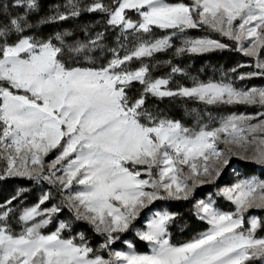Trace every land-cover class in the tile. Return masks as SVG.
Returning a JSON list of instances; mask_svg holds the SVG:
<instances>
[{
	"label": "snow or ice",
	"instance_id": "6c2138e0",
	"mask_svg": "<svg viewBox=\"0 0 264 264\" xmlns=\"http://www.w3.org/2000/svg\"><path fill=\"white\" fill-rule=\"evenodd\" d=\"M66 7L68 12L50 19L65 20L79 16L81 11H99L108 16V25L118 28L124 39L128 32L150 33L152 26L184 32L201 25L237 42L255 38L247 47L238 43V51L256 58V71L242 74L240 79L264 76V60L259 58L264 49V0H192L191 4L114 0L113 6L102 0L87 6L68 0ZM36 8V0H8L0 6V160L7 163L0 176L51 181L55 172L44 173L39 153H47L67 137L50 171L71 157L61 164L65 176L55 179L62 191L74 180L83 186L67 196V206L77 219L105 235L101 250L108 249L109 258L104 259L83 243V235L81 244L62 238V231L69 227L64 222L54 232L42 234L40 229L50 223V213H57L59 208L41 212L37 205L19 217L24 222L19 234L7 223L0 224V264H245L253 257H264V238L254 235L260 222L251 218L247 229L243 223L244 212L264 209V181L257 179H241L222 190L235 205V213L217 210L212 201H199L198 218L211 227L190 242L173 245L168 239V225L175 214L157 211L145 230L136 232L149 245L150 254L137 253L131 243L127 252L110 250L118 239L113 234L127 231L142 210L164 198L162 192L187 200L198 184L206 182L203 177L218 178L233 156L264 165V88L238 89L231 83L209 82L173 91L164 87L167 79L148 75L147 64L136 70L127 68L133 58H150L172 48L171 36L138 37L140 42L130 53L121 58L114 51L113 59L100 68L69 67L61 57L89 58L103 33L84 43H69L66 37L71 33L60 32L47 40L36 39L27 34L33 27L29 14ZM16 9L23 11L13 14ZM126 10L134 11L139 20L128 19ZM225 47L210 39L186 40L176 54ZM178 71L172 68L173 73ZM133 82L142 88L138 98L128 95ZM149 94L196 97L208 104H243L260 111L253 116L232 115L218 128L202 127L192 132L179 121L157 118L144 110ZM199 160L203 161L200 166ZM29 163L41 164V168H29ZM48 198L45 194L40 204ZM9 212H0V220H6ZM37 216L44 218L28 223Z\"/></svg>",
	"mask_w": 264,
	"mask_h": 264
},
{
	"label": "rangeland",
	"instance_id": "374dc122",
	"mask_svg": "<svg viewBox=\"0 0 264 264\" xmlns=\"http://www.w3.org/2000/svg\"><path fill=\"white\" fill-rule=\"evenodd\" d=\"M167 2L174 3V4L175 3H183L182 0H167ZM184 3L185 4H191L192 0H184ZM52 7H55V6H52ZM22 11H23V9H17L16 11H14V14H15V12H22ZM67 11H68V8L66 7V5H62L60 7H57L54 9V11L51 10V7L48 8L47 12H45L42 17H45V19H43V20L46 21V23L54 25V28H55L54 31L49 35V37L45 38L41 34V32L38 31L37 28L32 24L33 25L32 28H33L34 32L31 31L29 35H32L36 39H40V40H47L48 38L54 37L55 34L60 30L59 27L64 26L65 20H58L57 19V20L53 21L50 18L53 16H56L58 13H65ZM90 22L91 21H89L87 23L88 25L85 27V33H84L83 37H80L76 33V31H71V32H68V33H71V35L68 36V38L74 39V42L79 41L81 43H84V42H87L90 37L95 38L98 33H103V37L99 41V47L94 49L89 54V58H91V59L94 58V56H96L98 64H101L102 61L106 62L108 64V62L111 59H113L114 51H115V53H118L121 58L126 53H130L132 51V49L139 44L140 39H138V37L143 38V39H148L147 37L140 34L143 32H139V33L128 32L127 33V39H124L120 30L118 29L116 31L115 28L109 26L107 22H106L107 23L106 25L111 27L110 30H107L106 28L103 29L105 26H103L100 22H97V21L96 22L93 21L91 23ZM236 23H238V21ZM204 26L208 27L210 30L216 32L221 37L229 39L227 36L221 34L219 31L213 30L209 26H206V25H204ZM200 27H203V26H200ZM200 27L185 29L184 32H179L178 30H173V29H160L162 31H169V32H168V34H165V35H163V34L158 35V36L154 37V39H160V38H163L164 36H171V43H172L173 47L170 49L174 50V57L177 55L176 49L184 46V42L186 40L210 39V40H215V41H218L219 43H222L219 39L213 38V36L209 35L208 33H207V35L205 33H203ZM204 29L207 30L206 28H204ZM173 32H175L176 34L173 35ZM252 39H255V38H245L241 42H237V41L232 40V39H229V40L234 43L236 50H237L238 43H242L243 46L247 47L250 43V40H252ZM53 43H58V42L53 40ZM167 50H169V49H166L163 51H167ZM215 50H217V49H211V50H208L205 52H196V53L184 52L181 54L185 56V58L183 60L186 61L187 60L186 56H189L192 54L207 53V52H211V51H215ZM163 51H161V52H163ZM237 52H239L240 54H242L244 56H247L241 51L237 50ZM155 55H156V53L153 54V56H155ZM247 57L249 59H251L252 62H249L247 64V63L236 61L234 63L235 67L233 69L239 71L238 74H240V76L242 74H247V73L256 71V68H255L256 58L250 57V56H247ZM148 58L149 57H145L142 59L133 58L130 62H136L138 64V66L132 70H136L139 67H141L142 65L146 64L145 60ZM160 58L161 57H158L155 59L156 64L154 66V68L157 69V72L159 71L158 73L160 76H157L154 79H167L169 81V83L166 86H164L166 89L176 91L181 87L192 88V87L196 86L197 84L209 83V82H201L200 81V78H202V79L204 77L209 78L210 77L209 75L206 76L204 74H194V76H193L192 74H190L189 70L187 71V69L182 67L181 65L178 67H175V68H178L180 70L176 73L172 72L173 67H171V71L169 69L167 70V68L169 67L170 61L172 62L173 59L164 60L163 58H161V59ZM259 58L261 60H264V49L260 50ZM83 60H85V59L83 58ZM136 63H134V64H136ZM126 66L128 67L129 65H126ZM155 73H156V71H155ZM197 79H199V80H197ZM243 81L244 82L242 84H240L238 86H234V85L233 86L238 88V89H250L253 87L264 88V76H254L251 78H245V79H243ZM218 82L229 83L227 80H220V81H217V83ZM133 83H138V82H133ZM185 83H190V84L188 86H186ZM13 91H15V90L13 89ZM135 95H140V92L135 94ZM149 95H151V94H149ZM151 96L155 97V98H161V97H157V96H153V95H151ZM176 96L184 97V96H180V95H176ZM162 98H166V97H162ZM186 98H191L195 101L206 103L205 101H201L196 97H186ZM214 104H217V103H214ZM239 105H243V104H239ZM245 106H247V105H245ZM249 107H253V106H249ZM259 111H260V109L255 107V108L246 109V110L241 111L239 113H233V112L222 113L223 115H220L218 118L216 117L217 118L216 119L217 124L214 128H218L221 125V122L224 121L225 119H227L229 116H232V115L253 116V115L257 114ZM185 114L188 116H185L183 114V123L186 125L185 127L190 129L192 132H195L196 128L201 124L203 126H208V125H213L215 123V121H213V118L210 117L209 115H204L203 113L194 111L192 109H186ZM189 115H192L193 117H190ZM199 122H202V123H199ZM252 122L255 123V121H252ZM214 128H212V129H214ZM209 130H211V129H209ZM62 139H64V141L62 143V145H63L65 143V141L67 140V137H64ZM62 139H61V141H62ZM61 141H60L59 145H57L55 148L49 149L47 151V153H39V157L41 160V164L43 166L44 173L50 175L51 172H55V176L52 177L51 181L50 180H44V179H30L31 180L30 182L37 186L38 196H32L33 198H30L27 202H22L21 204L17 205L14 208H9L10 212H9L8 217L6 218V220H0V224L7 223L9 228L14 233L19 234L23 230V227H24V222L20 221L19 217L25 211V209H29V208H32V207L39 205L38 211L44 212V210L51 209L53 206H57L59 208V211L57 213H50V216H51L50 223L40 229L41 233L44 235L50 234L57 229L58 225L61 222H64V223L68 224L69 227L62 231V233H61L62 238L73 239L75 243L81 244L82 241H81L80 237H81L82 233L78 232V230H77L78 227L75 226L77 224H76V222L73 221L71 216L69 217L68 214L63 213L62 207H65L68 210V212L71 213L72 216H75L74 210H71L69 208V206H67V199L66 198L68 195L74 193L75 191L79 190L83 186L78 185L76 183V181L74 180L73 184L70 188H65L62 191L59 182L56 181V179H55V177H57V176H65L64 171L61 169V164H66L67 159H70L71 157L66 158L64 161H61V164H57L55 166V168H52L50 171V166L52 165L53 161L56 160L57 156L62 151V147L59 148V146H61ZM219 147L223 148L224 145L220 144ZM239 161L247 162V163H255L256 165L262 166V168H260V170L264 169V165L258 164L254 161L242 160L241 158H239L237 156H233L231 158L230 164L224 167L222 174L218 178H213V179L209 180L207 177H203V179H205L206 182L203 184H198L193 190V192H194L198 188H202V187H206V186L208 187L204 191L206 198L195 201L194 207H195V215L197 217H198V215H197L196 205L201 200H203L205 202L212 201L213 207H215L217 210H219L221 212L235 213L236 212L235 205L232 204L230 201H228L222 195V190L226 187L232 186L233 184H235L236 182H238L241 179H257L260 181H264V177L259 174L260 170H257L256 173L254 175H251V176H240L241 173L238 172L237 166H236V164ZM202 163H203L202 160L197 161L198 166H200ZM41 164L33 166L29 163L28 167L29 168L35 167L39 170L41 168ZM6 167H7L6 161L0 160V173H3V170ZM184 170H185V173L189 172V169L186 166H185ZM226 171H228V173L231 175L230 178H226V179L227 180L228 179L233 180V182L230 185L225 184L226 182H223L224 180L220 181L221 177L223 176V174ZM0 177H19V176H9L7 174H4ZM19 178L29 179L27 177H19ZM141 178L147 179V176H142ZM49 187H52V189H50ZM161 192H162V190H161ZM45 194H48L49 198L43 204H40V200ZM162 195L164 198L157 199L151 203V205L148 207L150 209H148L145 212V214H144L143 218H141L140 222H136V221L138 220V218L142 214V212H144V210H146L147 208L141 211L138 218L132 222L130 228L127 231H125L123 233H114L113 234V235H117L118 239L115 240V242L110 245V250H112V251H124V252L129 251L127 245H128V243L132 244V242L129 240H126V238H124V237L123 238L125 240L123 238H120V237L126 235L128 233V231L131 229L132 235L136 236V238H138V236L136 235V232L138 230H145L147 221L152 217V215L155 212H157V211H159V212L168 211L167 206L162 204L163 199L167 198V200H177L174 198L167 197L166 193L162 192ZM190 197H191V195L189 196V198ZM179 200H185V199H179ZM218 201L219 202L221 201L222 203L232 204L234 208H232L231 211L222 210L218 206L215 205V203H217ZM157 202H158V204H156ZM159 203H161V204H159ZM45 215L47 216V215H49V213H45ZM201 215H202V213H201ZM42 218H44V217L37 216L34 221H29L28 223L31 224L33 222H38ZM251 218H256L260 222V226L255 230L254 235L257 238H264V235L260 236V237L256 235L259 232V230L261 229V227L264 229V226H263V224H264V209L251 208V209H249L243 213V223H244L245 229H247L249 227L248 222ZM81 220L86 222L90 226H92V228L95 230V227L92 224H90L89 222H87L83 219H81ZM203 221L207 222L206 220H203ZM210 227L211 226L209 225V229H210ZM83 237H84L83 243H86L88 247H91L98 254L102 255L104 259L109 258L108 257V251L109 250L108 249L101 250V246L104 244V242L96 243L93 245V243L91 242L92 240L89 237H86V238H85V236H83ZM115 245H117V246H115ZM147 246L149 248L147 253L137 252L134 245H133L132 250L136 251L139 254H150V247L148 244H147ZM246 262H247V264H264V257H253L249 261H246Z\"/></svg>",
	"mask_w": 264,
	"mask_h": 264
},
{
	"label": "trees",
	"instance_id": "16d2710c",
	"mask_svg": "<svg viewBox=\"0 0 264 264\" xmlns=\"http://www.w3.org/2000/svg\"><path fill=\"white\" fill-rule=\"evenodd\" d=\"M36 2H37V8L34 12L30 13L28 19L29 22L33 24L45 38H47L54 31L55 28L53 24L42 22L44 21L43 19H45V17H42L43 14L47 12L48 8L50 7L51 10L54 11V9L57 7H60L62 5H67L68 0H36ZM76 2L79 3L81 6H87L93 3V0H76ZM102 2L106 5L113 6L114 0H102ZM182 2L184 3V0H182ZM7 3L8 0H0V6L6 5ZM69 10L70 9L68 8V11ZM126 17L128 19H131L132 21L139 20L137 14L134 11H130V10L126 11ZM107 20H108V16L105 13H101L99 11L97 12L81 11L79 16L77 17L70 16L68 19H65L64 26L59 27L60 30L58 32L68 33L71 31H76V33L80 37H83L85 33V27L88 25L87 23L89 21L100 22L103 26H105L103 29L106 28L107 30H110L111 27L106 25ZM201 26L207 29L205 30L203 27H200L203 33H205L206 35L208 33L209 35L213 36V38L219 39L224 45H226V47L223 49H217L215 51H211L207 53L192 54L186 56L187 57L186 61L183 60L185 56L182 54L176 55L174 57L173 49L156 53L155 56L145 60L146 64L149 66L148 75L153 79L156 78L157 76H160L158 73L159 71L157 72V69H155L154 66L156 64L155 59L161 57L164 60L173 59L172 62L170 61L167 70L169 69L171 71V67H178L181 65L182 67L186 68L187 71L189 70L190 74H192L193 76L194 74H204L206 76L208 75L210 76L209 78L208 77H204L203 79L200 78L201 82H217L220 80H227L229 83L233 84L234 86H238L242 84L244 81L240 79V74H238L239 71L233 69L235 67L234 63L236 61L237 62L239 61L248 64L249 62H252V60L249 59L247 56H244L239 52H237L234 43L231 42L229 39L221 37L219 34L210 30L208 27H205L204 25ZM115 30L117 31L118 28H115ZM31 31L34 32L33 28H31L27 32V34L29 35ZM168 32L169 31H162L156 28L155 26H152L150 33L147 34L140 33V34L147 37L148 39H154V37L162 34L163 35L168 34ZM66 40L69 43L74 42V39L68 37H66ZM61 59L69 67L100 68L102 66L107 65V63L103 61L101 64H98L96 56H94V58L92 59L84 58L85 60H83V57L77 58L75 56H69L65 54L64 56L61 57ZM134 63L136 62L129 61L127 63V65H129L127 68L129 70L136 68L138 64L137 63L134 64ZM189 84L190 83H185L186 86H188ZM141 90L142 88L139 83H133L132 86L128 89V95L130 98H138L139 95H135V94L141 92ZM143 108L144 110L151 113L153 116L157 118L179 121L183 127L186 126L183 123V114L185 116H188L185 114L186 109H192L194 111L212 117L215 123L213 125H208V126H203L202 124L199 125L195 131L198 132L202 127H205L208 130L214 128L217 124L216 119L220 115H223L222 113H227V112L239 113L246 109L255 108V107H249L239 104H231V105L222 104V103L208 104V103L195 101L191 98L179 97V96L155 98L152 97L151 95H148L145 99V104ZM189 116L193 117L192 115ZM142 122H147V121L142 120ZM63 141L64 139H62L61 145ZM60 147L61 146H59V148ZM236 166L238 172L241 173L240 176L254 175L257 170H260V168H262V166L256 165L255 163H247L242 161H239L236 164ZM259 174L264 177V169L260 170ZM230 177L231 175L228 173V171H226L221 177L220 181L224 180L223 182H226L225 184L230 185L233 182V180L226 179ZM30 181H31L30 179H26V178L23 179L19 177H0V212L6 211L9 208H14L17 205L21 204L22 202H27L30 198H33L32 196H38L37 186L31 183ZM49 188L52 189V187ZM206 188L208 187L206 186V187L198 188L196 191H194L191 194V197L188 198L187 200H167V198L163 199L162 204L167 206L168 212L175 214L173 221L170 222L168 225V233H169L168 238L173 245L179 246L184 243L190 242L193 239L199 237L201 234L206 233L208 231L209 224L199 219L195 215V207H194L196 200L206 198V195L204 193ZM9 200H11V204H7V201ZM158 202L156 204H158ZM5 205L6 207H4ZM215 205L225 211H231L232 208H234L232 204L222 203L221 201L220 202L218 201L217 203H215ZM148 209L150 208H147L146 210H144V212H142V214L139 216L136 222H140L141 218H143L145 212ZM62 210L64 214L66 213L69 215V217L71 216L73 221L76 222L77 224L75 226L79 228V229L77 228L78 232L82 233L81 235L85 236V238L89 237L92 240L91 242L93 243V245L96 243L105 242V235L98 233L96 230L92 228V226L82 221L81 219H77L76 216H72L71 213H69L65 207H62ZM256 235L259 237L263 236L264 229L261 227V229ZM123 237L126 238V240L132 242L137 252L139 253L148 252L149 248L147 244L144 241H141L138 238H136V236H133L131 229L128 231L126 235L120 238ZM245 264H247V262Z\"/></svg>",
	"mask_w": 264,
	"mask_h": 264
}]
</instances>
